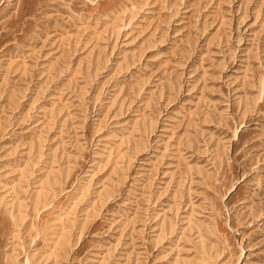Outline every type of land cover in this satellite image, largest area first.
<instances>
[{
	"label": "rangeland",
	"instance_id": "1",
	"mask_svg": "<svg viewBox=\"0 0 264 264\" xmlns=\"http://www.w3.org/2000/svg\"><path fill=\"white\" fill-rule=\"evenodd\" d=\"M0 264H264V0H0Z\"/></svg>",
	"mask_w": 264,
	"mask_h": 264
}]
</instances>
